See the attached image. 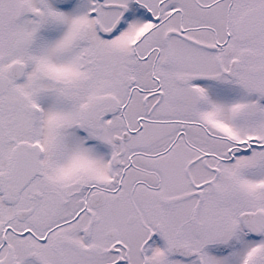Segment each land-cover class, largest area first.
<instances>
[{
    "label": "snow or ice",
    "instance_id": "snow-or-ice-1",
    "mask_svg": "<svg viewBox=\"0 0 264 264\" xmlns=\"http://www.w3.org/2000/svg\"><path fill=\"white\" fill-rule=\"evenodd\" d=\"M0 264H264V0H0Z\"/></svg>",
    "mask_w": 264,
    "mask_h": 264
}]
</instances>
